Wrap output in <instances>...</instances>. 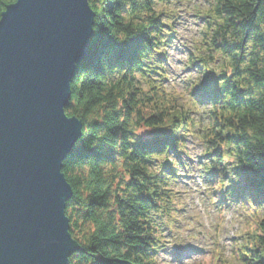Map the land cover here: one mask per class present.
Wrapping results in <instances>:
<instances>
[{
  "label": "clouds",
  "instance_id": "1",
  "mask_svg": "<svg viewBox=\"0 0 264 264\" xmlns=\"http://www.w3.org/2000/svg\"><path fill=\"white\" fill-rule=\"evenodd\" d=\"M6 2L0 0V4ZM85 5L92 16L90 32L103 30L116 46L143 37L134 62L115 63L112 50L103 49L92 67L78 70L68 82L69 97L62 109L64 118L66 111L74 117L67 121L79 125L75 146L83 143L92 153L86 158L95 157L103 149L113 156L119 154L120 163L105 170L115 177L114 187L121 179H135L144 185V193L149 189L158 195L166 193L156 200L160 207L151 217L160 218L152 225L154 251L149 258L140 256L139 264H196L192 255L195 251L175 256L177 248L172 245L177 242L218 248L221 264L226 260L230 264H264V231L258 225L252 230L241 227L242 221L247 223L245 216L253 211L252 205L264 202H257L252 193L233 194V186L240 183L237 170H256L258 158L264 155V0H85ZM9 7L0 8V21ZM93 8L99 14H94ZM221 44L231 51H225ZM197 48L202 51L194 55ZM209 76L215 80L218 95L198 99L194 95L198 87H193V82L198 79L200 86ZM166 91L184 93L199 113L181 107V116L165 129L171 143L158 151H141L136 147L140 137L154 132L145 129L159 125L166 114L157 108L148 119L141 110L164 97ZM180 103L178 99L172 101L173 107ZM223 111L237 114L239 123L218 122L215 114ZM137 152H162V159L171 162L167 166L175 175L163 183L145 182L124 165V159ZM68 159H73L71 154L60 161L59 174ZM149 171L156 177L161 165L155 164ZM81 174L87 176V168L73 173ZM80 191L88 195L83 186ZM129 194L138 195L125 184H119L114 193L122 200ZM66 202L62 213L66 235L83 255H68L65 264H91L88 245L99 225L90 226L87 235L79 232L66 219ZM174 220L191 223L194 229H181L182 235L173 236L169 242L167 235L169 230L174 231ZM113 223L119 228L118 215ZM237 235L240 239L236 241L225 240Z\"/></svg>",
  "mask_w": 264,
  "mask_h": 264
},
{
  "label": "water",
  "instance_id": "2",
  "mask_svg": "<svg viewBox=\"0 0 264 264\" xmlns=\"http://www.w3.org/2000/svg\"><path fill=\"white\" fill-rule=\"evenodd\" d=\"M6 7L0 21V264H65L76 246L62 215L72 191L59 170L79 125L62 109L68 82L88 53L92 16L85 0H18Z\"/></svg>",
  "mask_w": 264,
  "mask_h": 264
},
{
  "label": "trees",
  "instance_id": "3",
  "mask_svg": "<svg viewBox=\"0 0 264 264\" xmlns=\"http://www.w3.org/2000/svg\"><path fill=\"white\" fill-rule=\"evenodd\" d=\"M14 2L15 0H7L6 3L0 4V8L5 9L6 6ZM112 7L111 4L108 6L109 12H111ZM93 11L94 14H99L97 9L93 8ZM104 13L107 15L106 8ZM244 27L250 29L251 25H245ZM142 40L143 37H140L129 44L116 46L106 37L103 30L92 33L87 56L76 67L75 74L82 68L92 67L103 49L112 50V60L115 63L125 60L129 63L134 62L136 50L140 47ZM220 47L225 51H231V48L226 44H221ZM200 51L202 50L197 48L196 53L193 54L196 55ZM199 84L198 79L194 80L193 87H198L194 95L198 99L201 97L211 99L218 95L215 80L211 76L207 77L202 85L199 86ZM173 99H178L181 103L173 107ZM181 107L186 112L191 108V111L199 113L198 108L189 104L186 95L178 91L175 93L166 91L165 96L159 98L155 103L146 104L141 112L148 119H152L149 114L157 108L161 113L166 112V114L162 115V122L159 125H149L145 129L154 132L141 136L136 145L137 149L141 151H158L165 143H171V137L165 129L181 116ZM65 115L69 118L73 117L67 111ZM215 115L218 122L229 120L230 124L239 123L238 116L235 113L223 111ZM239 116L242 117L243 113H240ZM188 123L191 124L192 122L189 120ZM138 134L142 135V133ZM228 135H231L230 128ZM228 142L231 143V141ZM170 147H174V145ZM70 154L73 159L66 160L61 169V173L72 191L70 199L66 202L65 213L73 227L85 235H87L90 226L99 225L90 238V245H88L91 251L87 255L91 257V264H139L140 256L149 258L151 251H154L152 246L155 237L152 235V225L160 219L159 217L151 219V217L160 207L156 200L159 196L166 195V193L158 195L152 192L151 189L144 193L141 190L144 185L135 179H130L127 182L121 179L114 187L115 177L105 170L118 165L120 159L119 154L113 156L107 149H103L95 157L86 158L92 153H89L82 143L79 146H74ZM163 155L162 152L148 154L137 152L132 157L125 158L124 165L138 173L145 182L158 180L163 183L165 179L175 175L173 168L167 166L171 162L162 159ZM257 163L259 167L256 170L250 167H241L237 170L240 183L233 186L234 196L248 192L255 196L257 202H264V155L258 158ZM155 164L161 165V171L156 177H153L149 169ZM164 165L165 167H163ZM84 168L88 170L87 176L83 174L80 176L73 175L76 172L82 173ZM119 184H125L126 188L131 187L138 195L132 196L129 194L127 199L122 200L119 195H114ZM81 186L87 191L88 195L85 196L80 191ZM112 201H114L115 207L112 206ZM221 202H223V198H221ZM252 209L253 211L248 212L251 217V219H248L249 227L253 228L254 225H258L259 230L264 231V214H262L264 213V205H252ZM117 215L120 217L119 228L113 223ZM123 248H127L128 251L122 252L121 249ZM76 253L83 255L82 250L77 246ZM216 262L221 264L220 259H216ZM224 264L230 263L225 261Z\"/></svg>",
  "mask_w": 264,
  "mask_h": 264
},
{
  "label": "rangeland",
  "instance_id": "4",
  "mask_svg": "<svg viewBox=\"0 0 264 264\" xmlns=\"http://www.w3.org/2000/svg\"><path fill=\"white\" fill-rule=\"evenodd\" d=\"M204 17H205V13L202 12V18ZM194 43H197V42H194ZM180 211L183 212V209H180ZM245 219L247 223L245 224L242 221L241 227L242 228L247 227L249 230L253 229L249 227L248 219H251L249 213L246 214ZM172 229H174V231L169 230L168 235H167V239L169 240V242L171 241L173 236L182 235V232L180 231L181 229H183V231H186V232H192L194 229V226L191 223L186 224L182 220H174L172 222ZM212 238H215V237H212ZM189 239H191V237H189ZM238 239H240L239 235L225 237L226 241H236ZM172 247L177 248L174 250V254L176 255V257H182L184 255H187L189 252L195 251L194 253H192V255L194 259L196 260V264H217L216 259H219V256H220V251L218 248H212V249L196 248L195 245L182 244L180 242L173 244ZM197 253L199 254L198 256L196 255ZM226 262L230 263V260H226Z\"/></svg>",
  "mask_w": 264,
  "mask_h": 264
},
{
  "label": "bare ground",
  "instance_id": "5",
  "mask_svg": "<svg viewBox=\"0 0 264 264\" xmlns=\"http://www.w3.org/2000/svg\"><path fill=\"white\" fill-rule=\"evenodd\" d=\"M176 256V255H175Z\"/></svg>",
  "mask_w": 264,
  "mask_h": 264
}]
</instances>
